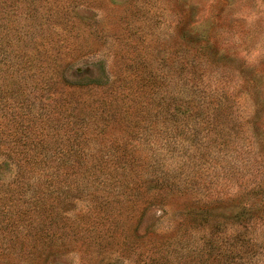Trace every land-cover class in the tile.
<instances>
[{
    "label": "rangeland",
    "instance_id": "374dc122",
    "mask_svg": "<svg viewBox=\"0 0 264 264\" xmlns=\"http://www.w3.org/2000/svg\"><path fill=\"white\" fill-rule=\"evenodd\" d=\"M0 264H264V0H0Z\"/></svg>",
    "mask_w": 264,
    "mask_h": 264
}]
</instances>
